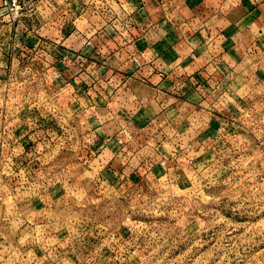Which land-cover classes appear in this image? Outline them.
Here are the masks:
<instances>
[{"label": "rangeland", "instance_id": "374dc122", "mask_svg": "<svg viewBox=\"0 0 264 264\" xmlns=\"http://www.w3.org/2000/svg\"><path fill=\"white\" fill-rule=\"evenodd\" d=\"M140 16L128 0H20L17 14L0 0V264H264V78L214 130L201 108L191 148L158 141L143 160L108 136L125 160L107 166L124 178L101 174L106 154L70 114V82L87 72H69L65 31L78 18L132 44ZM213 89L208 104H230Z\"/></svg>", "mask_w": 264, "mask_h": 264}, {"label": "crops", "instance_id": "0c3cea01", "mask_svg": "<svg viewBox=\"0 0 264 264\" xmlns=\"http://www.w3.org/2000/svg\"><path fill=\"white\" fill-rule=\"evenodd\" d=\"M128 1L143 16L130 31L135 35L132 44L122 42L119 32L91 22L80 28L78 18L62 42L75 57L69 66V72L75 69L72 76L81 69L87 72L83 82L79 76L70 82L74 85L68 95L77 99L70 114L83 117L93 147L106 154L101 174L108 178L126 174L121 165L116 171L107 166L120 157L125 160L118 152L123 148L105 144L108 136L116 134L140 149L133 157L140 154L143 160L158 141L163 152L178 145L191 148L201 136V108L212 113L205 112L213 117L208 124L214 130L219 126L216 113L235 112L240 91L264 78L255 70L262 61L259 49L264 50V0ZM54 28L51 32H59ZM212 88V95L216 90L229 95L230 104L222 96L208 104L204 97ZM150 130H160L163 141L150 137ZM31 205L40 206L34 201Z\"/></svg>", "mask_w": 264, "mask_h": 264}, {"label": "built area", "instance_id": "2783aa9c", "mask_svg": "<svg viewBox=\"0 0 264 264\" xmlns=\"http://www.w3.org/2000/svg\"><path fill=\"white\" fill-rule=\"evenodd\" d=\"M37 1H40V0H28V3H34ZM10 5H11L12 10H14V13L17 14V12L20 9V0H10ZM32 5L33 4L29 5L31 7V10H32ZM182 86L184 87L185 85L182 84Z\"/></svg>", "mask_w": 264, "mask_h": 264}]
</instances>
